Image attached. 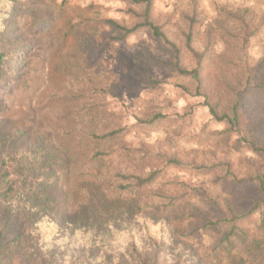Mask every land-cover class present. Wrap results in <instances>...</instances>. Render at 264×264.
<instances>
[{"label":"rangeland","instance_id":"obj_1","mask_svg":"<svg viewBox=\"0 0 264 264\" xmlns=\"http://www.w3.org/2000/svg\"><path fill=\"white\" fill-rule=\"evenodd\" d=\"M28 1L48 19L32 32L27 15H17L14 31L23 49L21 74L0 94V150L38 156L54 164L48 163L33 175L37 185L33 217L40 223L42 238L33 249L16 254L9 264H20L23 259L37 264L38 257L50 264H264L258 248L264 244V217L260 222L251 219L242 226L244 235L226 243L223 227L207 226L219 212L197 197L162 208L166 196L183 189L181 182L195 187L208 183L206 177L168 169L131 201V197L114 193L108 180L109 165L97 162L92 155L118 147L136 148L140 143L160 144L180 158L229 162L240 177L261 171L263 157L235 135L222 134L224 125L209 115L202 100L179 88L191 86L189 81L146 66L143 59L148 55L167 56L148 35L137 33L105 47L111 31L101 20L122 19L120 3ZM193 3L201 13L203 27L213 25L216 35L222 30L213 22L219 20L221 9L248 10L254 25L261 22L247 48L250 63L258 65L264 58V0H155L153 18L175 39L183 28L182 16ZM215 44L219 53L221 43ZM146 72L162 82L160 88L153 89L145 82ZM94 87L104 88V93H92ZM155 113L170 120L153 129L135 127L112 143L88 138L106 123L109 127L130 125L134 117ZM210 191L220 195L221 208L230 203L231 192L226 188ZM140 214L152 223V237L139 233L135 237L139 254H133L124 245L129 244V231L139 225L135 216ZM159 221L167 227L168 240L163 241L162 229L154 227Z\"/></svg>","mask_w":264,"mask_h":264},{"label":"trees","instance_id":"obj_2","mask_svg":"<svg viewBox=\"0 0 264 264\" xmlns=\"http://www.w3.org/2000/svg\"><path fill=\"white\" fill-rule=\"evenodd\" d=\"M112 1L123 6V17L120 20H101L111 31L105 47L109 48L110 42H123L137 33L148 35L167 52V56L148 55L143 59L146 66L165 69L189 81L191 86L179 88L185 94L202 100L201 104L209 115L224 125L222 134L235 135L264 159V58L254 67L247 53L250 38L255 35L261 22L254 25L248 10L232 12L221 9L219 20L213 24L219 31L222 30V36L221 33L216 35L213 25L203 27L201 13L193 3L182 16L183 28L173 39L153 18L155 0ZM19 13L27 15V24L32 32L37 30L40 22L48 19L43 11L34 9L28 0H0V94L13 86L21 74L19 62L23 49L14 31ZM216 41L221 43L219 53H216ZM144 78L151 88H160L162 82L152 73L146 72ZM100 90L103 94L104 88L96 87L92 93ZM168 120L170 117L167 115L155 113L144 118L134 117V123L130 125L117 123L109 127L106 123L102 129L89 133L88 138L92 142L112 143L121 140L135 127L153 129ZM92 158L109 165L108 180L112 182L114 193L131 197V201L149 189L168 169L206 177L208 183L195 187L181 182L183 189L166 196L161 206L167 209L174 204L189 202L192 196L197 197L206 207L219 212L217 219L209 221L207 226L223 227L226 230L223 238L226 243L237 235H244L242 226L251 219L257 218L260 222L264 217V168L240 177L229 162H196L169 154L160 144L145 143H140L136 148L97 151ZM48 163L54 164L38 156L25 153L12 155L0 150V264H9L16 254L33 249L39 243L38 239L42 238L43 233L38 234V230L41 232L40 223L33 217L35 209L32 199L37 189L33 175L45 169ZM211 188H226L231 192L230 203L223 205L225 209L221 208L220 195L217 191H210ZM90 211L92 216L93 209ZM135 217L139 225L129 231V244L124 247H130L133 254H139L135 237L139 233L152 237L150 232L153 226L143 215ZM154 227L162 229L163 241L169 239L164 221H159ZM106 247L109 249L110 245ZM258 248L264 259V244ZM37 260V264H50L39 257ZM20 264L27 262L23 259ZM151 264L156 263L152 261Z\"/></svg>","mask_w":264,"mask_h":264}]
</instances>
